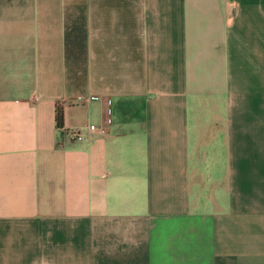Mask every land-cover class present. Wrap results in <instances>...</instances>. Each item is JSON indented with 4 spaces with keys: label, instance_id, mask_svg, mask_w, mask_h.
Wrapping results in <instances>:
<instances>
[{
    "label": "crops",
    "instance_id": "crops-1",
    "mask_svg": "<svg viewBox=\"0 0 264 264\" xmlns=\"http://www.w3.org/2000/svg\"><path fill=\"white\" fill-rule=\"evenodd\" d=\"M0 264H264V0H0Z\"/></svg>",
    "mask_w": 264,
    "mask_h": 264
},
{
    "label": "built area",
    "instance_id": "built-area-1",
    "mask_svg": "<svg viewBox=\"0 0 264 264\" xmlns=\"http://www.w3.org/2000/svg\"><path fill=\"white\" fill-rule=\"evenodd\" d=\"M84 130H86L89 133L98 132L100 134H103L106 132V127L103 124L101 125L90 124L83 128L69 129L67 130V134L70 139L81 140L85 136Z\"/></svg>",
    "mask_w": 264,
    "mask_h": 264
},
{
    "label": "trees",
    "instance_id": "trees-1",
    "mask_svg": "<svg viewBox=\"0 0 264 264\" xmlns=\"http://www.w3.org/2000/svg\"><path fill=\"white\" fill-rule=\"evenodd\" d=\"M56 125L57 127L63 126V111L59 107L56 109Z\"/></svg>",
    "mask_w": 264,
    "mask_h": 264
}]
</instances>
